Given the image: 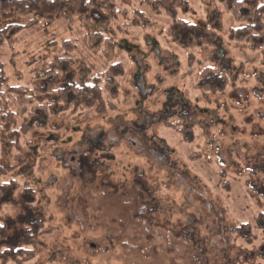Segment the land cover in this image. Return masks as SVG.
Wrapping results in <instances>:
<instances>
[{
  "label": "rangeland",
  "instance_id": "obj_1",
  "mask_svg": "<svg viewBox=\"0 0 264 264\" xmlns=\"http://www.w3.org/2000/svg\"><path fill=\"white\" fill-rule=\"evenodd\" d=\"M188 2L174 18L149 15L153 28L121 27L108 55L105 38L82 41L70 20L0 43L8 84L29 94L45 84L32 79L54 60L52 42L79 39L59 65L61 85L108 76L104 102L88 112L46 117L35 101L27 132L24 117L9 130L0 120L14 189L0 220L34 221L28 189L47 219L24 264H264V45L231 41L237 24L219 0ZM96 19L95 33L105 26ZM27 22L0 0V30ZM205 34L214 48L189 47Z\"/></svg>",
  "mask_w": 264,
  "mask_h": 264
},
{
  "label": "trees",
  "instance_id": "obj_2",
  "mask_svg": "<svg viewBox=\"0 0 264 264\" xmlns=\"http://www.w3.org/2000/svg\"><path fill=\"white\" fill-rule=\"evenodd\" d=\"M11 3L15 16L26 18L28 22L25 25L9 24L0 30V43L12 40V35L25 29L48 28L57 22L70 20L85 30L82 41L86 42L91 37L99 42L100 39L105 38L103 53L106 55L116 46L121 27L153 28L155 24L148 22L149 15L174 18L178 11L189 9L188 0H139L140 8L134 7L133 0H11ZM219 4L237 24L236 27L230 28L229 39L237 43L250 44L253 50H259L264 45V0H219ZM128 7L133 9L130 15L135 17L131 23L122 24L121 20L128 17ZM142 8H145L147 13L142 11ZM98 16L103 18L105 26L95 33L90 27L97 24ZM219 20L222 21L221 14ZM75 41L79 39L68 40L61 45L57 42L50 43L56 49V56L43 73L32 79L43 80L44 86L33 85L30 94L23 87L10 86L5 70L0 65V120L5 129L9 130L18 125V120L24 117L21 128L22 131L27 132L28 128L24 122H28L33 113L24 108L34 104L35 101L39 105L42 103L39 110L46 117L52 114L55 108H60L58 113L88 112L104 102L102 82L106 80L104 76L108 77L104 73L95 76L92 83H85L83 79L81 83L73 82L68 87L61 85L62 74L59 65L69 63L78 51L77 43H73ZM214 46L215 40L209 34L192 38L189 45L192 49L214 48ZM115 68L116 65L111 70V79L117 82L120 73H116ZM107 86H111V82ZM13 130V137L19 140L22 131ZM84 140L87 142L89 152L87 155L90 156L95 149L90 146L88 139L84 138ZM80 164L81 167L85 166L81 160ZM11 171L8 167L0 165V212L7 202L5 198L7 194L12 192L14 194L13 181L6 180L7 177H11ZM27 192L32 195L30 210L34 221H16L15 218L3 222L0 220V264H24L29 261L30 257H34L39 237L43 235L47 223L45 211L38 206L39 199L36 198V192L28 189L23 195Z\"/></svg>",
  "mask_w": 264,
  "mask_h": 264
}]
</instances>
